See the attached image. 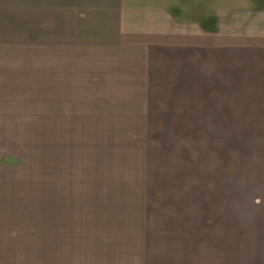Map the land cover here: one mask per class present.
<instances>
[{
  "label": "crops",
  "instance_id": "obj_1",
  "mask_svg": "<svg viewBox=\"0 0 264 264\" xmlns=\"http://www.w3.org/2000/svg\"><path fill=\"white\" fill-rule=\"evenodd\" d=\"M185 16L136 0H0V172L6 159L26 156L27 143L39 152L48 143L51 179L68 177L53 181L50 204L65 207L69 191L83 186L75 184L89 173L91 152L98 156L100 142L104 149L109 140V127L153 125L163 115L155 109L171 96L200 93L224 48L264 52V7ZM49 231L54 240L81 235ZM82 235L90 240L76 250L55 240L50 263L264 264V228ZM15 237L26 238L25 231H0L7 244H20Z\"/></svg>",
  "mask_w": 264,
  "mask_h": 264
},
{
  "label": "rangeland",
  "instance_id": "obj_2",
  "mask_svg": "<svg viewBox=\"0 0 264 264\" xmlns=\"http://www.w3.org/2000/svg\"><path fill=\"white\" fill-rule=\"evenodd\" d=\"M136 3L165 4L184 12L187 21L225 9L264 7V0ZM257 48H224L211 75L201 78L200 93L171 96L161 103L164 110L155 109V116L163 115L153 125L109 127V140L104 149L100 142L98 156L91 152L89 173L75 184L83 186L69 191L73 197L65 207L55 198L50 204L53 181L64 183L68 177L56 173L51 179L48 143H41L40 152L27 143L24 158H5L0 231L22 230L26 238H13L20 242L16 245L0 238V264H51L54 242L61 247L69 241V250L79 249L90 240L82 235L85 229L264 228V52ZM51 229H76L81 235L55 241Z\"/></svg>",
  "mask_w": 264,
  "mask_h": 264
}]
</instances>
